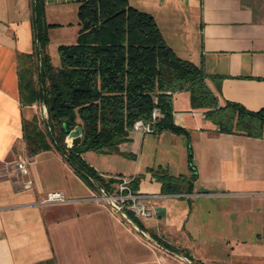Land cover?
Listing matches in <instances>:
<instances>
[{"label":"crops","instance_id":"0c3cea01","mask_svg":"<svg viewBox=\"0 0 264 264\" xmlns=\"http://www.w3.org/2000/svg\"><path fill=\"white\" fill-rule=\"evenodd\" d=\"M81 1L45 0L47 52L56 67L59 45L77 40ZM128 2L154 17L179 57L204 69L220 105L264 107V0ZM32 3L0 0V264H183L177 252L148 246L87 199L92 188L55 148L31 155L33 185L20 184L24 120L42 110L41 102H23L20 92L36 51ZM173 120L189 133L196 171L189 192L163 193L149 170L191 176L184 133L132 129L121 153L83 156L106 178L140 176L138 191L154 194L155 214L142 220L151 237L206 264H264V137L219 131L206 108L192 106L188 90L173 93ZM77 183L85 192L76 191ZM56 190L74 200L40 202Z\"/></svg>","mask_w":264,"mask_h":264},{"label":"trees","instance_id":"16d2710c","mask_svg":"<svg viewBox=\"0 0 264 264\" xmlns=\"http://www.w3.org/2000/svg\"><path fill=\"white\" fill-rule=\"evenodd\" d=\"M32 2L35 59L30 55L20 92L23 102L44 104L47 116L24 120L30 155L55 148L87 185L110 192L117 178L104 177L83 154L121 153L119 144L129 140L133 123L150 119L157 108L160 116L154 122L155 132L170 129L187 135L192 174L149 170L161 182L163 193L189 192L196 171L189 133L173 120V93L179 90L190 92L193 107L206 108V116L219 131L264 137V107L252 110L234 101L220 105L206 84L204 69L179 57L165 42L154 17L128 0H82L77 40L59 45L58 67L47 52L45 0ZM78 124L83 127L81 141L68 145L65 138ZM139 180L140 176L133 177V190H138ZM127 215L144 229L142 220L130 210ZM152 237L166 249L183 252L156 234Z\"/></svg>","mask_w":264,"mask_h":264},{"label":"built area","instance_id":"2783aa9c","mask_svg":"<svg viewBox=\"0 0 264 264\" xmlns=\"http://www.w3.org/2000/svg\"><path fill=\"white\" fill-rule=\"evenodd\" d=\"M45 115L47 116L46 106L42 105ZM160 116V112L157 108H154L152 111L151 118L148 120L138 119L133 123L132 129L138 130L142 134L155 132L154 131V122L157 117ZM32 161V156H21L16 161V168L18 173L21 176H24V179L20 181V184L24 188H29L33 185V179L27 177L29 174V165ZM26 176V177H25ZM133 179L132 177H117V181L114 183L113 190L107 192L104 188H99L100 195L93 194L87 199L94 200H105L110 205L111 208L119 213H121L127 220L132 222L136 228H140L134 221L128 217L127 210H130L137 218L143 220L149 218L155 214L154 205L152 199L154 194L140 192L138 190H133L130 183ZM70 199L65 196L62 191L56 190L51 191L46 194L44 198L40 200L41 203H51V202H65ZM141 229V228H140ZM142 233L148 235L145 231L141 229ZM176 256L181 260L183 264H206L195 258V256L185 253L177 252Z\"/></svg>","mask_w":264,"mask_h":264},{"label":"rangeland","instance_id":"374dc122","mask_svg":"<svg viewBox=\"0 0 264 264\" xmlns=\"http://www.w3.org/2000/svg\"><path fill=\"white\" fill-rule=\"evenodd\" d=\"M38 117L40 119L46 118L43 106H42V110L39 111ZM67 138H68V135L66 136L65 141L67 142L68 145H71V142H69L67 140ZM29 155L30 154L26 151L22 156H29ZM117 162L122 164V161H121L120 158L117 159ZM29 168H30V165H29ZM85 190H86V188H85V185L83 183L82 184H78L77 183L76 191L85 192ZM93 194L100 195L99 188L98 189H92V192H91V194L88 197H91ZM92 201H94L98 206H100V207H102L104 209H107L111 214H113V216L115 218L119 219L130 231H132L140 240L145 242L148 246H150V247L152 246L156 250H159L161 248H162V250L163 249L165 250V248L160 246V244L157 242V240L154 239L153 237H151V235L149 233L146 232L148 235L143 234L140 228H136L134 226V224L132 222H130L129 220H127L121 213L113 210L111 208V205L107 201H105V200L97 201V200H94V199H92Z\"/></svg>","mask_w":264,"mask_h":264},{"label":"water","instance_id":"95a60500","mask_svg":"<svg viewBox=\"0 0 264 264\" xmlns=\"http://www.w3.org/2000/svg\"><path fill=\"white\" fill-rule=\"evenodd\" d=\"M82 133H83V127L80 124L76 125L72 130H70L68 136L71 137V145L77 144L81 141Z\"/></svg>","mask_w":264,"mask_h":264},{"label":"bare ground","instance_id":"6f19581e","mask_svg":"<svg viewBox=\"0 0 264 264\" xmlns=\"http://www.w3.org/2000/svg\"><path fill=\"white\" fill-rule=\"evenodd\" d=\"M69 137V136H68ZM70 138V141L69 142H71V137H69Z\"/></svg>","mask_w":264,"mask_h":264}]
</instances>
